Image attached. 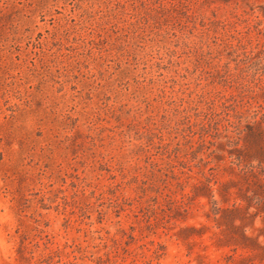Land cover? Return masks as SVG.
I'll return each mask as SVG.
<instances>
[{
	"label": "rangeland",
	"instance_id": "374dc122",
	"mask_svg": "<svg viewBox=\"0 0 264 264\" xmlns=\"http://www.w3.org/2000/svg\"><path fill=\"white\" fill-rule=\"evenodd\" d=\"M0 264H264V0H0Z\"/></svg>",
	"mask_w": 264,
	"mask_h": 264
}]
</instances>
